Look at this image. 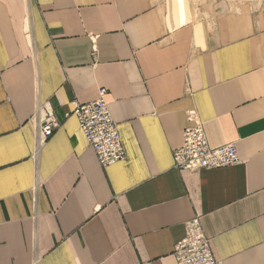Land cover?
I'll list each match as a JSON object with an SVG mask.
<instances>
[{
	"label": "crops",
	"instance_id": "crops-1",
	"mask_svg": "<svg viewBox=\"0 0 264 264\" xmlns=\"http://www.w3.org/2000/svg\"><path fill=\"white\" fill-rule=\"evenodd\" d=\"M100 88L104 168L72 114ZM190 112L237 164L174 168ZM195 218L220 264H264V0H0V264H176Z\"/></svg>",
	"mask_w": 264,
	"mask_h": 264
},
{
	"label": "built area",
	"instance_id": "built-area-1",
	"mask_svg": "<svg viewBox=\"0 0 264 264\" xmlns=\"http://www.w3.org/2000/svg\"><path fill=\"white\" fill-rule=\"evenodd\" d=\"M106 90H98V98L90 103H75L72 114L77 118L87 144L93 149L101 167H108L125 159L117 123L112 119L107 102ZM192 122L183 130L182 144L173 150V166L178 170L219 169L239 162L235 143L211 147L200 121L190 112ZM52 112L44 115L39 125L41 142L50 137L58 127ZM185 237L173 249L176 264H220L213 254L210 240L204 234L199 219L188 221Z\"/></svg>",
	"mask_w": 264,
	"mask_h": 264
},
{
	"label": "rangeland",
	"instance_id": "rangeland-1",
	"mask_svg": "<svg viewBox=\"0 0 264 264\" xmlns=\"http://www.w3.org/2000/svg\"><path fill=\"white\" fill-rule=\"evenodd\" d=\"M245 0H190L192 7L200 9L201 7L210 6L219 2H224L226 4L232 5L235 3L243 2ZM247 1V0H246Z\"/></svg>",
	"mask_w": 264,
	"mask_h": 264
},
{
	"label": "bare ground",
	"instance_id": "bare-ground-1",
	"mask_svg": "<svg viewBox=\"0 0 264 264\" xmlns=\"http://www.w3.org/2000/svg\"><path fill=\"white\" fill-rule=\"evenodd\" d=\"M108 105V104H107Z\"/></svg>",
	"mask_w": 264,
	"mask_h": 264
}]
</instances>
